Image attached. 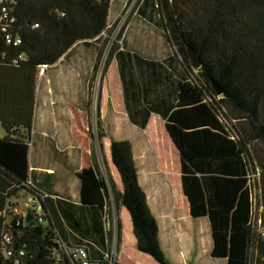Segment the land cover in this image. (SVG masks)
<instances>
[{"label":"trees","instance_id":"1","mask_svg":"<svg viewBox=\"0 0 264 264\" xmlns=\"http://www.w3.org/2000/svg\"><path fill=\"white\" fill-rule=\"evenodd\" d=\"M147 1L139 0L138 6ZM151 1L160 10L166 37L188 72L179 85L175 108L162 116L180 154L191 216L208 218L212 257L224 258L226 264L264 261V232L257 224L261 218L264 228V0ZM110 2L18 0L15 13L22 24L23 44L13 50L24 51L27 59L19 66L0 61V123L6 132L0 137V264H16V257L21 264H73L71 251L78 245L86 246L91 264H110L114 227L113 264H121V206L130 212L138 250L159 264H173L161 246L158 222L138 182L130 140L111 142L122 190L105 158L103 173L94 150L93 168L84 171L105 198L108 215H102L98 204L75 207L53 200L37 190L29 177L39 68L57 63L76 43L101 41L109 26ZM36 23L38 27L32 28ZM121 40L122 35L110 49L103 78ZM189 46L200 53L198 68L191 61ZM98 67L97 60L94 71ZM97 124L103 148L99 104ZM25 196L39 202L41 220L33 214L27 222L26 215L15 211L17 199L20 202ZM81 210L92 212L90 222L79 216ZM4 233L11 236L10 245L4 242ZM8 247L14 254L7 255Z\"/></svg>","mask_w":264,"mask_h":264},{"label":"crops","instance_id":"2","mask_svg":"<svg viewBox=\"0 0 264 264\" xmlns=\"http://www.w3.org/2000/svg\"><path fill=\"white\" fill-rule=\"evenodd\" d=\"M124 1L111 0L108 23L111 18L115 20L118 17ZM135 33H142L145 38L155 36L152 43L145 38L143 42H136L137 37H131ZM72 50L73 47L66 55H71ZM117 51L104 77L105 88L111 86L115 96L111 97V111L108 106L109 96L103 90L99 104L101 128L105 134L102 139L104 158L108 169L122 190L120 173L112 162L111 142L112 139L130 140L138 182L158 222L160 243L166 256L173 264H199L206 260L205 254L212 258V242L208 247L205 244L207 240L203 244L195 228L203 219H206V222L203 221L205 226L207 224L210 227V222L207 217L191 216L189 199L182 183L180 154L162 116L175 108L179 85L188 72L175 47L166 37L163 18L154 1L142 2L134 10L124 32L123 45ZM80 84L82 87L83 82ZM82 89L85 96L78 100L69 99L71 101L67 103L66 111L73 113V106L79 105L80 115L87 117L89 95L86 82ZM37 107L36 92L33 130ZM40 133L35 138L33 131L28 154L29 177L35 188L53 200H65L75 207L88 203L98 204L104 216L106 200L98 192L93 178L84 174V171L93 168L90 161L91 148L73 145L70 135L65 136L61 143L57 142L55 136ZM22 199L23 202L29 201L31 197L25 196ZM78 213L90 222L92 212L81 210ZM119 217L123 226L119 262L138 264L142 260H153L150 255L138 250L131 215L125 206L119 208ZM153 263L156 262L153 260Z\"/></svg>","mask_w":264,"mask_h":264},{"label":"rangeland","instance_id":"3","mask_svg":"<svg viewBox=\"0 0 264 264\" xmlns=\"http://www.w3.org/2000/svg\"><path fill=\"white\" fill-rule=\"evenodd\" d=\"M124 2L118 17L115 20L113 18L110 19L108 29L102 34L101 41H94L91 45H87L83 42L76 43L70 53L71 55L67 54L64 56L57 65L47 66L43 69L39 68L37 78L36 92L38 93V107L35 119L34 137L38 138L41 134L40 132H44L47 135L55 136L57 142L63 143L65 140L64 137L70 135L73 145L91 148L90 161L92 160V151L94 150V152H96L100 168L105 174L106 164L103 159L105 157L104 148L100 147L97 133V105L100 104L102 90L109 96V112L111 111L112 105L111 97H115L111 86L107 89L104 86L103 68L111 47L116 44V40H118L120 35L124 37L129 19L138 6L137 0H125ZM154 36L155 35L145 38L142 33H135V35L133 34L131 37H133V39L137 37L136 42H140V40L143 42L145 38L147 42L152 43ZM105 38L108 39V41L104 43L105 47L98 57V52ZM121 41H119V43L123 45V41L122 43ZM97 60L99 67L94 71V65L97 63ZM81 81L83 82L82 87H84V82L88 85L89 108L87 117L80 115L78 110L79 105L73 106V113L66 111L67 103H70L73 99L78 100L85 96V91L80 84ZM70 92H72V95ZM91 133H93L94 136H92ZM5 134V129L0 123V137L5 136ZM91 165H93V163ZM17 202L19 208H15L25 215L29 201L25 200L23 202L22 199L19 202L17 199ZM108 213L109 212L105 210L104 214L108 215ZM205 220L206 219H203L204 222H206ZM203 221L199 222V226L196 225L195 231L197 234H200L203 244L204 241L207 240L205 244H207L206 246L208 247L211 246L212 242L211 232L209 225L206 224L205 226ZM208 239L210 241H208ZM196 244L198 246V243ZM193 250L195 252V249ZM205 256L206 260H203L199 264H226V259L224 258H211L209 254H205ZM153 260L156 262L155 264H159L155 259ZM153 260H151L152 262L142 260L137 263L154 264Z\"/></svg>","mask_w":264,"mask_h":264},{"label":"built area","instance_id":"4","mask_svg":"<svg viewBox=\"0 0 264 264\" xmlns=\"http://www.w3.org/2000/svg\"><path fill=\"white\" fill-rule=\"evenodd\" d=\"M139 1V0H137ZM18 5V0H0V61H8L11 66H19L22 61L27 59V54L24 51L13 50V48H18L23 44L22 36V24L19 21L18 16L16 15V8ZM38 27V24H33L32 28ZM29 208L35 216L40 217L41 205L39 202L31 198L29 200ZM18 209L15 208V211ZM6 212V211H5ZM3 212L0 211V215ZM259 229L264 232L262 227L261 218H258L257 221ZM115 226V224H114ZM4 242L11 244V236L8 233L3 234ZM63 246L66 248L65 244ZM7 255H12L13 249L8 247ZM117 248V235L116 229L114 227V236L112 240V248L109 253L110 264H113L114 258L116 255ZM72 261L73 264H91L88 256V250L85 245H78L72 249ZM24 251H20L19 254L22 255ZM16 264H21L19 257H16ZM248 264H264V261L260 260H249Z\"/></svg>","mask_w":264,"mask_h":264},{"label":"water","instance_id":"5","mask_svg":"<svg viewBox=\"0 0 264 264\" xmlns=\"http://www.w3.org/2000/svg\"><path fill=\"white\" fill-rule=\"evenodd\" d=\"M188 51L191 57V61L194 65L195 68H198L201 65V59H200V53L196 50H194L192 47H188ZM214 86L217 90L218 93H221V89L220 87L214 82ZM26 221L29 222L31 220H33L34 215L31 212L30 208H29V204H27V209H26Z\"/></svg>","mask_w":264,"mask_h":264}]
</instances>
